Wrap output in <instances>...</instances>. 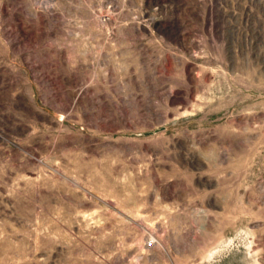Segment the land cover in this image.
I'll list each match as a JSON object with an SVG mask.
<instances>
[{
    "label": "rangeland",
    "instance_id": "374dc122",
    "mask_svg": "<svg viewBox=\"0 0 264 264\" xmlns=\"http://www.w3.org/2000/svg\"><path fill=\"white\" fill-rule=\"evenodd\" d=\"M0 264H264V0H0Z\"/></svg>",
    "mask_w": 264,
    "mask_h": 264
}]
</instances>
